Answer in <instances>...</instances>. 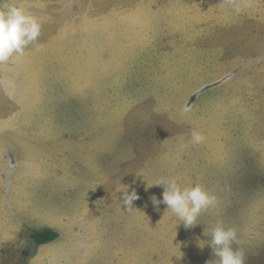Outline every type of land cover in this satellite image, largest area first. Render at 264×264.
Returning <instances> with one entry per match:
<instances>
[{
	"label": "rangeland",
	"instance_id": "374dc122",
	"mask_svg": "<svg viewBox=\"0 0 264 264\" xmlns=\"http://www.w3.org/2000/svg\"><path fill=\"white\" fill-rule=\"evenodd\" d=\"M48 1L54 10L42 23L43 47L29 45L0 76V135L20 138L0 162V209L13 217L0 229L24 224L0 264H215L204 233L217 221L237 229L233 247L245 264H264V173L250 157L242 164L222 151H240L241 136L263 133L264 104L245 122L231 105L249 85L248 71L264 67V0ZM158 8H184L190 24L182 36L175 22L170 40ZM162 37L164 47L156 45ZM199 67L212 73L209 87L184 98ZM203 99L210 102L200 106ZM213 105L216 125L201 122ZM202 129L205 141L188 146L189 132ZM216 134L237 138L223 146ZM161 178L199 184L217 204L185 228L165 204L157 210L151 202L162 199L154 185ZM127 190L139 196L131 211L120 199ZM56 225L57 245L37 247L33 232Z\"/></svg>",
	"mask_w": 264,
	"mask_h": 264
},
{
	"label": "crops",
	"instance_id": "0c3cea01",
	"mask_svg": "<svg viewBox=\"0 0 264 264\" xmlns=\"http://www.w3.org/2000/svg\"><path fill=\"white\" fill-rule=\"evenodd\" d=\"M46 0H8L6 1V4L8 3H12L15 4L16 6L19 7H23L27 13H29L32 16H35L37 18H39L42 23L46 22V19L50 20L51 16H49L48 14L50 12H53L54 8H45V6L47 7V5L49 4L48 2H45ZM56 6V5H55ZM56 10L59 8H55ZM157 12H162L164 13V17L156 14V16H158V18H156L157 21L159 20H164V23H161L163 28H168L171 24L170 27V40L173 41L174 37H173V27L175 26V22L178 24L177 26L179 27V29H174V31H180L181 36L184 34V32L188 29V26L190 24V18L189 16L184 13V8H158ZM169 22V23H168ZM180 26H182V29L180 28ZM163 40H166L164 37H162L160 39V41L162 43H156V45H161V47L165 46V42H163ZM24 54L23 55H14L13 57H11L7 62V64L0 66V76L1 75H8V71H10V69H8V66H12V64L15 61L18 60H24ZM202 59L203 57L198 54V58L196 59V61L199 62L198 66L204 68V64H202ZM199 67V71H198V83L196 82L195 85H193L192 87L189 85V83L187 84V88L184 92V98H189L197 93V91L199 92L198 94H201L202 97V93L205 91L206 88L209 87V82L206 77L208 75H211V72H206L204 71L202 68ZM184 69H182V73H181V80L183 83H186V78L187 80H189V74L188 72H184ZM212 70V69H209ZM246 79L248 80L249 85L246 87L245 90H242L241 92H239L241 99L237 100L234 104L231 105V109H240L239 111V116L241 117V120L243 119V121L245 122L246 120H244L246 117L245 115L251 116V112L250 109H255L256 107L259 108L260 103L264 104V67L261 68H254L252 70L248 71V74L245 75ZM173 75L171 74L169 79L171 80V82L173 81ZM258 78H261V80H259ZM194 79H195V74H194ZM196 80V79H195ZM164 83H168V81H165ZM156 85H159V82H155ZM164 85V84H162ZM237 97V95H236ZM157 98V96H156ZM162 103H165L166 101L162 99V97H158ZM210 101H207L205 99H203L202 101L200 100V106L201 104H203V106H206L207 103ZM157 103H159L157 101ZM167 103V102H166ZM199 106V107H200ZM219 107V105H213L211 106L209 109L202 111L203 115L200 117L201 122H204L206 124H214L216 123V119H215V114L212 113L211 108H216ZM220 109V108H218ZM248 109V110H247ZM197 116H193V117H188L189 123H193L195 122V118ZM218 119H221V117L219 116ZM225 122L226 125L230 124L231 120L229 118H225ZM222 123V122H221ZM221 123L218 124L219 126H221ZM216 125V124H214ZM217 131L220 130V128L216 129ZM193 130H191L189 132L190 135L186 136V138L188 139V146H190V140H191V132ZM202 134L205 133V130L202 129L200 131ZM204 135V134H203ZM219 136H222V140H221V144L223 146H226V144L228 143V141L231 138H237V137H232L231 135H220V134H216ZM241 148L240 151H225L222 150L223 152H226V154H231V155H235V156H240L243 157L244 160L241 161L242 164H244L245 162V158L246 156L250 157L252 162L251 163L253 165V168L255 169V171L257 172L258 176L263 177V173H264V129H263V133L261 134H248L245 136H241ZM13 140H20V138H13V136H9V135H0V162L1 160L6 157V156H12L13 155V145H12V141ZM213 144L215 142H217V140L213 139L210 140ZM206 146L208 148L209 151L213 152L216 149H213L208 142H206ZM188 151V155L190 154L189 148L186 149ZM106 157H110L109 152L105 153ZM104 157V156H101ZM195 157V156H194ZM3 161V160H2ZM99 164H100V160H99ZM101 165V164H100ZM102 166V165H101ZM224 166L227 167H233L229 164H225ZM105 167V166H103ZM250 167V165H249ZM29 185V182H27V186ZM0 205H4V201L0 202ZM8 205V204H7ZM25 208L23 209L24 212L29 213L30 209H29V205L30 202L27 201V203L25 204ZM13 211V210H12ZM32 212V210H31ZM43 219V220H42ZM12 221L13 217L11 218L10 215L8 216V214L6 215L4 213V211L2 209H0V223H2L3 221ZM35 220H40V221H56L55 219H47L46 217L44 218H35ZM30 222H33L30 221ZM29 222V225H30ZM3 224V223H2ZM28 225V226H29ZM24 224L21 223L19 224L17 227H15V225H10L6 228V231L4 229H0V232H2L3 237L7 238L6 241H1L0 242V254L2 252V250L6 247V244L9 242V240L11 241L14 237L19 236V232L21 231V228H23ZM44 228H50L55 230L58 234H59V239H57L56 241L60 240V235H61V231L59 230V228L56 226H49V227H43L41 229ZM38 230V229H37ZM40 230V229H39ZM69 238H71L70 233H69V237H65L64 238V242H66ZM56 241L51 242L52 244L55 243V246L57 245ZM49 243V244H51ZM46 245H42L40 246L41 249L44 250V248L47 246ZM43 247V248H42ZM63 246H61L62 248ZM60 254V256L62 255L60 250H57ZM63 251V250H62ZM29 264H35L34 262H30Z\"/></svg>",
	"mask_w": 264,
	"mask_h": 264
},
{
	"label": "clouds",
	"instance_id": "9594fccd",
	"mask_svg": "<svg viewBox=\"0 0 264 264\" xmlns=\"http://www.w3.org/2000/svg\"><path fill=\"white\" fill-rule=\"evenodd\" d=\"M42 21L30 15L23 7L8 3L0 7V63L7 62L14 55H23L29 45H34L36 51H40L43 45L39 44L38 37L41 34ZM183 112H189V108H183ZM205 136L196 130L191 132L190 143L202 144ZM154 185L162 186V199L155 195L150 197L152 204L159 210L161 203L167 206L166 213L170 210L185 228L198 224L200 214L217 204L216 196L210 194L201 185L181 187L176 179L161 178ZM120 197L123 206L131 211L133 202L139 199L135 190L122 191ZM206 236L210 237L207 244L213 249L217 258L215 264H245L244 253L234 244H239L237 229L225 227L223 221L205 229ZM204 246V245H203ZM201 246V247H203Z\"/></svg>",
	"mask_w": 264,
	"mask_h": 264
},
{
	"label": "trees",
	"instance_id": "16d2710c",
	"mask_svg": "<svg viewBox=\"0 0 264 264\" xmlns=\"http://www.w3.org/2000/svg\"><path fill=\"white\" fill-rule=\"evenodd\" d=\"M31 237L35 245L37 247H40L42 245H46V244L56 241L59 238V234L53 229L44 228L41 230L34 231Z\"/></svg>",
	"mask_w": 264,
	"mask_h": 264
}]
</instances>
